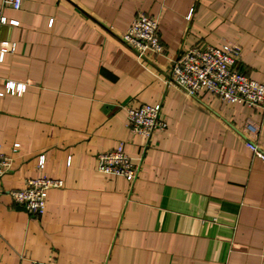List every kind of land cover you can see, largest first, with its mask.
<instances>
[{"label": "crops", "instance_id": "crops-1", "mask_svg": "<svg viewBox=\"0 0 264 264\" xmlns=\"http://www.w3.org/2000/svg\"><path fill=\"white\" fill-rule=\"evenodd\" d=\"M138 14L159 19L163 54L122 42ZM0 18V264H264V159L245 145L264 152V110L168 81L185 49L225 43L263 81L264 0H0ZM127 103H160L166 132L130 134ZM120 143L141 158L131 185L96 171ZM36 177L62 182L39 218L9 196Z\"/></svg>", "mask_w": 264, "mask_h": 264}, {"label": "built area", "instance_id": "built-area-1", "mask_svg": "<svg viewBox=\"0 0 264 264\" xmlns=\"http://www.w3.org/2000/svg\"><path fill=\"white\" fill-rule=\"evenodd\" d=\"M2 4L19 10L22 0H1ZM190 17V13L187 18ZM1 23H6L0 18ZM16 25V21H9ZM159 19L147 14L132 17L128 27L121 35L122 42L134 50L139 59L161 55L164 47L158 36ZM237 44L225 43L220 47L212 45H192L185 49L172 63L168 76L169 84L189 97H198L206 91L225 104H237L248 109L264 110V80L256 81L236 69L240 58ZM6 94H21L23 85L7 83L3 89ZM2 93H0L1 95ZM125 126L132 135H138L145 141L158 138L166 132L168 122L162 114L160 103L138 105L126 104ZM246 147L257 157L264 159V152L253 141L245 143ZM141 158L126 153L122 143L112 149L96 155V171L105 177H119L130 185L136 179ZM38 168L44 167V156L38 159ZM11 167V158L0 146V178ZM58 179L43 177L25 179L23 187L9 191L13 203L34 217H41L46 211L48 191L59 188ZM29 264H53L51 261L31 260Z\"/></svg>", "mask_w": 264, "mask_h": 264}]
</instances>
